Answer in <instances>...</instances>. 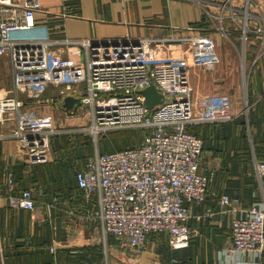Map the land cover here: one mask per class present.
<instances>
[{"label": "crops", "instance_id": "1", "mask_svg": "<svg viewBox=\"0 0 264 264\" xmlns=\"http://www.w3.org/2000/svg\"><path fill=\"white\" fill-rule=\"evenodd\" d=\"M41 2L47 12L35 18L47 24L51 39L188 36L186 28L200 25L203 19L201 7L190 0ZM202 34L200 43L187 42L183 58L190 70L188 97L196 119L189 128L204 141L199 172L209 177L208 194L204 201L191 204L188 247L172 249L167 232L148 238L149 246L161 243L154 254L159 261L154 264H240L239 255H221L232 243L230 223L263 195L255 158L264 160L258 156L264 148V54L253 65L252 49H248L245 81L240 36ZM53 50L65 53L61 45ZM73 56L84 62V47ZM13 95H19L24 104L19 123L4 124L0 134V237L7 244L2 264H54L56 259L63 264H140L127 260L134 257L128 237L122 242L106 237L100 224L81 219L98 206L99 199L97 192L87 197L75 177L91 154L102 152L89 130V107L80 103L66 108V95L44 71L15 70L10 56L0 55V97ZM18 126L24 131H49L48 162H27L23 141L12 133ZM10 170L15 174L14 193L33 190L34 209L10 207L6 183ZM222 193L241 198L228 210L218 205ZM102 237L107 246L100 243ZM259 264H264V253Z\"/></svg>", "mask_w": 264, "mask_h": 264}, {"label": "built area", "instance_id": "2", "mask_svg": "<svg viewBox=\"0 0 264 264\" xmlns=\"http://www.w3.org/2000/svg\"><path fill=\"white\" fill-rule=\"evenodd\" d=\"M190 1L201 7L203 19L186 28L188 36L51 39L47 24L35 18L47 12L41 0H0V55L8 54L15 70L44 71L62 95L79 97L89 107V130L96 141L98 133L112 128L149 127L138 145L97 150L75 175L87 197L99 195L98 206L83 214L82 221L100 224L106 237L121 242L128 237L136 256L143 254L150 235L161 232H167L172 249L188 247L191 204L204 201L208 194L209 177L199 172L204 141L189 128L196 119L188 97L190 70L183 58L187 42L200 43L207 31L239 35L244 77L249 71L248 49L253 65L264 54V0ZM56 45L65 53H56ZM80 46L86 52L84 62L73 56ZM153 84L164 99L149 109L143 90ZM23 104L19 95L0 97V134L4 124L19 123ZM12 133L23 141L28 163L50 160L49 131H24L18 126ZM255 167L263 195L232 219V243L221 251L222 256L239 255L240 264H259L264 253V160L255 158ZM6 183L10 207H36L31 188L14 193L12 170L7 171ZM240 198L222 193L217 202L231 210ZM6 251L0 237V264ZM51 251L55 252L54 246ZM54 264L63 263L56 259Z\"/></svg>", "mask_w": 264, "mask_h": 264}, {"label": "rangeland", "instance_id": "3", "mask_svg": "<svg viewBox=\"0 0 264 264\" xmlns=\"http://www.w3.org/2000/svg\"><path fill=\"white\" fill-rule=\"evenodd\" d=\"M248 73L249 71L247 72V77H244V75L242 76L243 80L248 81ZM148 129L149 127H147V129H144L138 126H130V127L112 128L109 129L107 132H100L97 135L100 149H102V151L105 150L103 147L104 143L107 146V148L111 149L114 147V142H116L114 148H126V147L135 146L140 142L141 140L140 136L144 134V132ZM92 135L93 137H95L93 133ZM150 237L152 238L153 236ZM104 239L106 240V238ZM104 239L102 237L100 243H104L107 246L108 242L105 243L103 241ZM160 244L161 243L154 244L152 246L147 245V248L145 249L142 255L139 256L134 255L133 258H130L132 257L130 256L127 260L131 263L140 262V264H154L159 261V258L157 259L156 257H154V254L156 252L157 245ZM156 255L158 257V254Z\"/></svg>", "mask_w": 264, "mask_h": 264}, {"label": "water", "instance_id": "4", "mask_svg": "<svg viewBox=\"0 0 264 264\" xmlns=\"http://www.w3.org/2000/svg\"><path fill=\"white\" fill-rule=\"evenodd\" d=\"M143 93L146 96V105L149 109L154 108L164 99L163 93H161L154 84L144 89ZM81 102L82 101L79 97H76L72 94H68L64 98V105L68 109L72 106H75L76 104H80ZM147 116H149V113Z\"/></svg>", "mask_w": 264, "mask_h": 264}, {"label": "trees", "instance_id": "5", "mask_svg": "<svg viewBox=\"0 0 264 264\" xmlns=\"http://www.w3.org/2000/svg\"><path fill=\"white\" fill-rule=\"evenodd\" d=\"M144 133H145V132H144ZM142 136H143V134L140 136V138H142ZM115 143H116V142H114V147H115ZM104 145H105V143H104ZM104 145H103V147H104ZM114 147L111 148V149H122V148H114ZM106 148H107V147H106ZM106 148H104V149L106 150ZM262 148H263V147H262ZM108 150H110V149H108ZM108 150H107V151H108ZM102 152H106V151H102ZM258 156H260V157L264 156V148H263V151H260V152H259ZM159 234H160V233H158V234H156V235H150V236L155 237V236H157V235H159ZM150 236H149V237H150ZM81 255H82V254H81Z\"/></svg>", "mask_w": 264, "mask_h": 264}]
</instances>
